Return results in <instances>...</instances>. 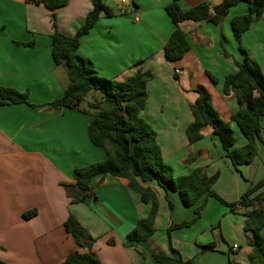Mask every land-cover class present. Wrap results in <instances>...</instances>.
<instances>
[{
    "label": "crops",
    "instance_id": "crops-1",
    "mask_svg": "<svg viewBox=\"0 0 264 264\" xmlns=\"http://www.w3.org/2000/svg\"><path fill=\"white\" fill-rule=\"evenodd\" d=\"M125 1L121 14L120 0H104L115 14L100 15L81 37L77 54L107 79L124 81L138 71L149 72L152 80L147 83L148 98L141 117L155 130L163 161L175 177L196 168L208 177L217 175L212 190L225 203H237L250 186L264 179V118L253 162L237 169L210 127L203 128V138L194 144L188 142L185 130L193 121L189 108L197 96L193 90L202 86L221 120L229 123L234 147L246 143L230 122L238 106L232 92H222V83L236 71L234 62L244 57L239 44L254 61L261 59L264 73V14L239 41L229 22L247 14L244 3L232 7L216 26L180 23L178 28L190 48L181 60L168 62L163 47L175 26L165 7L172 0ZM203 2L212 8L221 0H179L183 9ZM91 9L90 0H69L55 12L57 30L74 35ZM52 33L50 13L42 5L0 0V88L27 93L29 102L0 105V260L6 264H62L79 250L63 228L72 215L95 239L93 250L101 264H158L151 256L155 249L193 264H249L254 236L244 231V214L256 203L230 209L208 198L202 206L201 197L193 207H185L176 192H165L153 182L143 184L154 192L158 210L152 237L139 243L128 242L126 236L147 216L150 204L141 202L128 188L126 178L95 177L93 195L70 204L64 185L73 183L74 168L104 160L106 149L94 146L87 137V126L96 113L88 104L100 98L98 93L83 99L79 106L84 107L83 112L49 107L68 86L65 70L51 57ZM175 69L181 74L175 75ZM207 74L217 83L212 84ZM260 194L264 187L250 199ZM200 206V216L193 224L172 229L168 237L169 227L192 221L194 209ZM31 211L35 214L26 217ZM209 244L214 248L207 249Z\"/></svg>",
    "mask_w": 264,
    "mask_h": 264
},
{
    "label": "trees",
    "instance_id": "trees-1",
    "mask_svg": "<svg viewBox=\"0 0 264 264\" xmlns=\"http://www.w3.org/2000/svg\"><path fill=\"white\" fill-rule=\"evenodd\" d=\"M25 1L42 5L50 13L53 27L51 57L55 65L65 70L68 79V86L62 97L51 102L49 107L80 110L79 106L87 95H100L99 99L88 104L96 113L87 126V137L94 146L106 149V158L74 168L73 183L64 185L70 204H77L93 195L91 182L95 177L109 175L126 178L128 188L139 195L141 202L150 204L147 216L137 221L133 231L126 236L128 242L139 243L148 242L152 237L153 222L158 210L154 192L149 187H143V184L153 182L165 192H176L180 203L185 207H193L201 197L204 198L202 206L208 198H215L230 209L235 205L251 207L256 203L244 214V231L251 232L254 236L251 252L248 254L249 264H264V236H261L264 229V194L250 199L252 194L264 187V179L250 186L240 201L228 204L212 190L217 175L208 177L202 169L196 168L188 175L175 177L171 167L163 161L155 130L141 117L148 98L147 83L152 80V75L138 71L124 81L107 79L99 76L92 64L77 54L81 37L89 33L100 15L114 16L112 10L105 6L104 0H90L92 9L72 36L61 34L55 21V12L66 6L69 0ZM240 3L246 5L247 14L234 16L229 22L232 35L237 41L264 14V0H221L212 8L203 2L189 9L181 8L179 0H172L165 7V12L175 29L163 47L164 59L168 62L181 60L190 48L185 34L178 28L180 23L209 22L216 26L232 7ZM238 50L244 57L241 61L234 62L236 71L224 78L222 92L225 95L232 92L235 97L238 110L230 117V122L235 124L246 143L240 148L234 147L235 138L229 123L221 120L211 104L210 95L202 86L193 90L197 95L189 107L193 121L185 130L188 142L194 144L203 138V128L210 127L235 169L253 162L259 140L260 121L264 118V73L240 44ZM207 75L212 84L217 83L215 77ZM8 103L29 105L28 95L12 88H0V105ZM168 206L172 208L171 203ZM202 206L194 209L195 218L192 221L169 227L168 237L172 229L193 224L199 218ZM34 214L35 211H31L25 216ZM63 228L79 250L70 253L62 264H101L93 250L95 239L74 216L68 215ZM108 243L113 244L112 241ZM206 248L213 249L214 245H206ZM171 251L175 252L173 249ZM151 256L158 264H193L182 260L180 256L172 258L156 249L151 252ZM0 264L6 263L0 260Z\"/></svg>",
    "mask_w": 264,
    "mask_h": 264
},
{
    "label": "built area",
    "instance_id": "built-area-1",
    "mask_svg": "<svg viewBox=\"0 0 264 264\" xmlns=\"http://www.w3.org/2000/svg\"><path fill=\"white\" fill-rule=\"evenodd\" d=\"M120 5L123 6V7L120 8V12L122 13L124 11V6L126 5V1L125 0H120ZM174 74L175 75H180L181 71H179L178 69H175L174 70ZM233 248L236 249L237 246L234 245Z\"/></svg>",
    "mask_w": 264,
    "mask_h": 264
},
{
    "label": "rangeland",
    "instance_id": "rangeland-1",
    "mask_svg": "<svg viewBox=\"0 0 264 264\" xmlns=\"http://www.w3.org/2000/svg\"><path fill=\"white\" fill-rule=\"evenodd\" d=\"M109 4H110V2L108 3V6H110ZM124 12H125V10H124L121 14H123ZM114 14H115V13H114ZM116 14H118V12H116ZM102 16H104V15L102 14ZM257 62L259 63L260 68H262V65H261V59H257ZM261 70H262V69H261ZM91 95L94 96L95 94H91ZM97 97L99 98V96H97ZM95 99H97V98H94L93 100H95ZM79 109L83 112L84 107L82 106V108L80 107ZM86 114H87V112H86ZM235 131L238 132L237 129H235Z\"/></svg>",
    "mask_w": 264,
    "mask_h": 264
}]
</instances>
